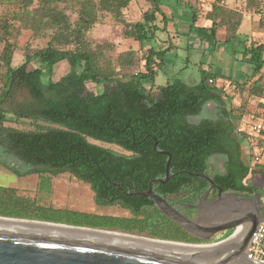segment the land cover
<instances>
[{"label": "trees", "instance_id": "trees-1", "mask_svg": "<svg viewBox=\"0 0 264 264\" xmlns=\"http://www.w3.org/2000/svg\"><path fill=\"white\" fill-rule=\"evenodd\" d=\"M13 1L19 5V10L13 12L18 28L31 29L49 40L44 46L28 47L24 62L13 66L15 43L9 40L13 25L0 19V41L5 43L0 54V64L5 68L0 87L1 160L13 168L8 156L18 157L34 170H69L90 183L98 203H118L129 209L133 221L130 230L144 231L162 240L202 241L165 216L153 199L148 205L142 196L116 197L114 184L117 181L126 188L137 185L143 190L153 178L165 177L169 156L159 151L171 153L172 176L166 183L157 182L158 191L182 193L189 183L186 176L206 172L210 158L222 156L225 172L215 173L214 180L225 190L255 192L254 185L247 181L253 167L245 147L248 135L237 130V119L245 113L247 100L231 110L240 114L237 119L223 109L218 120L204 117L198 123L190 122L189 117L201 114L207 103L223 102V90L216 85L222 76L205 69L197 85L176 80L158 86L154 94L158 71L166 65L173 47L150 45L158 30L167 25L162 0H148L150 7L139 20L131 22L124 19V10L132 0ZM246 1L248 9L254 7L258 13L262 0ZM69 6L75 8V19L66 10ZM107 15L123 22L125 36L145 48L144 70L130 71L137 61L135 50L120 53L115 61L106 54L112 44L90 39V31ZM160 15L164 28L158 24ZM243 17V11L229 7L225 0H214L206 13L211 26H199L198 34L218 41V34L223 31L225 38L221 42L232 43L238 37ZM197 20L194 10L193 23ZM245 55H250L255 64V75L261 73L264 42L246 47ZM63 61L68 62L69 71L53 80L55 67ZM148 81L150 87L146 86ZM239 86L249 87L250 96L264 95L262 77ZM259 115L255 112L256 117ZM27 121L32 122L31 129L23 127ZM40 121L55 126L45 127ZM92 139L117 144L127 153ZM17 194L16 188L0 185L1 206L5 207L13 196L19 205L27 202ZM0 216L12 217L1 210Z\"/></svg>", "mask_w": 264, "mask_h": 264}, {"label": "rangeland", "instance_id": "rangeland-1", "mask_svg": "<svg viewBox=\"0 0 264 264\" xmlns=\"http://www.w3.org/2000/svg\"><path fill=\"white\" fill-rule=\"evenodd\" d=\"M183 2L191 7H184ZM213 2L214 0H162L163 8L169 14V18L165 27L162 16H159L158 24L165 29L158 30L155 39L150 41V45L160 48L172 44L173 47L167 55L166 65L158 71L153 91L156 95L158 86L176 80H181L189 85H197L202 79V69H212L213 72L219 73L222 78L226 74L229 78L225 76V79L232 83L231 85L225 83V87L222 88L223 102L220 104L207 103L203 112L199 115L190 116L189 121L198 123L204 117L218 120L222 117L223 109L231 111L247 100L244 108L245 113L241 119H237L239 113L231 112L233 118L238 120L237 130L239 127L250 129L254 120L250 113L257 109V99H264V95L257 96V98L250 96L249 87L241 89L239 83H245L247 80L252 81V78L256 79L260 74L255 75V64L250 55H245V49L251 44L264 42V22L253 19L257 17L256 15L253 17L246 14L245 21L248 20L247 33H244V27L237 40L229 44L221 42L225 38L223 31H220L218 41L209 40L199 36L198 27L205 21L208 8H211ZM256 2L258 1L256 0ZM61 6L65 7L66 5L62 4ZM149 7L150 2L148 0H132L124 10V19L128 22L137 21ZM237 8L244 13L255 12L254 7L248 9L246 0H242L241 5H238ZM17 10H19V5L16 1L0 0V19L2 21L7 19L13 25L12 35L9 37V40L15 43L13 66H19L24 62L28 47L44 46L49 40L47 37L35 35L31 29L18 28L19 22L13 19V12ZM66 10L73 19L77 17L74 7H66ZM194 10L198 14V20L200 19L195 23H193ZM89 37L97 43L112 44L106 54L115 61L120 53L135 50L137 61L130 71L136 72L145 69L143 60L145 48H141L138 41L127 38L124 33V23L117 21L111 15H107L103 22L96 24L90 31ZM4 45V41H0V54ZM116 67L118 68L117 64ZM4 70V66L0 64V87L2 86L1 75ZM68 71V62L59 63L55 67L53 80H59ZM146 86H151L149 81ZM89 88L95 90L92 84H89ZM40 124L45 127L55 126L46 121H40ZM12 125L15 127L14 124ZM23 127L31 129L33 124L31 121H27ZM91 141L110 147L120 153H127L117 144L93 139ZM7 161L14 168L0 159V185L16 188L17 195L27 199V202L19 205L13 196L5 207L0 204V210L3 213L12 215V217H4L154 238L147 232L130 230L129 227L133 223L132 216H127L128 212L120 207L98 203L90 183L79 178L73 172L69 170L55 171L49 168L30 169L15 156H8ZM218 161L215 156L210 159L212 168ZM251 176L252 174L249 175V177Z\"/></svg>", "mask_w": 264, "mask_h": 264}, {"label": "water", "instance_id": "water-1", "mask_svg": "<svg viewBox=\"0 0 264 264\" xmlns=\"http://www.w3.org/2000/svg\"><path fill=\"white\" fill-rule=\"evenodd\" d=\"M159 152L169 156L166 176L153 178L147 190L135 193L152 197L166 216L198 238L210 240L238 227L242 232L239 238L229 241L236 236L234 231L219 242L187 243L0 216V264H262L248 257L251 237L263 220L261 196L221 198L210 205L206 218L191 220L153 190L156 182L166 183L172 175L171 153ZM199 175L215 185L209 176Z\"/></svg>", "mask_w": 264, "mask_h": 264}, {"label": "flooded vegetation", "instance_id": "flooded-vegetation-1", "mask_svg": "<svg viewBox=\"0 0 264 264\" xmlns=\"http://www.w3.org/2000/svg\"><path fill=\"white\" fill-rule=\"evenodd\" d=\"M212 157H214V156H212ZM215 157L219 161H218V163H215L213 165V168L210 165V168L206 172L191 173L189 176H186L185 179L189 183H187L188 185L186 184V189L184 191H182V193L170 194L169 191H165V190L164 191H158L156 189L157 182L154 184L153 190L155 191V193L166 198L167 201L177 211H179L181 214H183L184 216H186L187 218H189L191 220H198V219L206 218V216H208L211 212L210 205H212L214 203H218L221 198H226V197L231 196L233 194L245 195V196H249V197H255L256 193H258L260 196L262 194H264V171H260V170H256L252 174L251 177L247 178L248 183L254 185V187H255L254 193L243 194V193H238V192L233 191V190H225L224 186L221 185L220 183L216 182L214 180V176H213L217 172H225V161H224V158L222 156H215ZM199 174H204V175L209 176L211 179H213V181L215 182V185H212V183L210 181H208L204 177H201ZM114 184L117 188L116 197H119L121 195L124 197L133 198L134 196H139L136 194L137 192H143L149 188V186H148V187L144 188L143 190L142 189L139 190L137 185H135L134 188H128V187L126 188V187H124L123 183H119L117 181L114 182ZM167 188H168V185H167ZM142 198L145 202H147L146 204H148V205L150 204L149 200L153 199L150 196H142ZM107 206L120 207L123 210L128 212L127 216H132V213L129 209L122 207L118 203L113 204V205H107ZM155 206L159 209L156 202H155ZM168 218H170V217H168ZM172 221H174V220H172ZM234 231H235V229L230 230L228 232L220 233L218 235H215L210 240H205V239L199 238L202 241L196 242V243H198V244H209V243L219 242V241L223 240L224 238L228 237L229 235L233 234Z\"/></svg>", "mask_w": 264, "mask_h": 264}, {"label": "built area", "instance_id": "built-area-1", "mask_svg": "<svg viewBox=\"0 0 264 264\" xmlns=\"http://www.w3.org/2000/svg\"><path fill=\"white\" fill-rule=\"evenodd\" d=\"M258 15L260 18L264 19V0H262L260 4ZM210 81L215 82L214 79H210ZM225 83L231 85L232 82L226 80L216 81V84L221 89L225 87ZM233 88H235V85H233ZM253 118L254 120L250 125V129L239 127L240 131H243L248 135L245 147L247 156L250 158L253 165L250 175L256 170L264 168V110H261L258 117L253 116ZM261 201L264 210V194L261 195ZM235 231L238 232L239 227ZM248 248V257L264 264V215L263 220L251 237Z\"/></svg>", "mask_w": 264, "mask_h": 264}, {"label": "crops", "instance_id": "crops-1", "mask_svg": "<svg viewBox=\"0 0 264 264\" xmlns=\"http://www.w3.org/2000/svg\"><path fill=\"white\" fill-rule=\"evenodd\" d=\"M241 1L242 0H225V2H226V4L227 5H229V7H231V8H234V9H237L238 10V5H241ZM184 3V7H188L189 8V6H188V4L187 3H185V2H183ZM183 7V8H184ZM208 10H210L209 8H208ZM165 11V10H164ZM166 12V11H165ZM166 14H167V16H169V14L166 12ZM246 14H250L251 16H253L254 17V15H256L257 17L255 18H253V19H255V20H259V21H262V18H260L259 17V15H258V13H256V12H254V13H252V12H250V13H244V17H243V20H242V23H241V26H240V28H239V31H238V36H239V33H241V31H242V29L245 27V29H244V33H247V27H248V20H247V22L245 21V15ZM169 18V17H168ZM198 21H200V19L198 20ZM245 23H247V24H245ZM245 25H247V26H245ZM201 27H209V26H211V20H209V19H207L206 17H205V21L203 22V24L202 25H200ZM224 33V32H223ZM219 35V34H218ZM238 38V37H237ZM237 38L235 39V40H237ZM234 40V41H235ZM169 45H172V44H169ZM166 46H168V45H166ZM173 46V45H172ZM248 47V46H247ZM209 70H211L212 71V69H209ZM264 68H263V70H262V72L256 77V78H259V77H262L263 78V82H264ZM225 76L226 77H228L229 78V76H227L226 74L224 75V77L223 78H220V79H218L217 80V82L218 81H227V79H225ZM254 80V79H253ZM217 85V84H216ZM218 86V85H217ZM256 98H257V96H255ZM257 102H258V104H257V106H256V110H254L252 113H250L252 116H255V112H258L259 114H260V112H261V110H264V99H257ZM258 170H260V171H264V168H261V169H258Z\"/></svg>", "mask_w": 264, "mask_h": 264}, {"label": "bare ground", "instance_id": "bare-ground-1", "mask_svg": "<svg viewBox=\"0 0 264 264\" xmlns=\"http://www.w3.org/2000/svg\"><path fill=\"white\" fill-rule=\"evenodd\" d=\"M28 222H32V221H28ZM35 223H40V222H35ZM41 224H48V223H41ZM51 225V224H48ZM55 226H60V225H55ZM61 227H65V226H61ZM69 228V227H68ZM81 230H88V231H95V232H103V233H110V234H118V235H125V236H133V237H140V238H147V239H153L150 237H142V236H135V235H129V234H120V233H116V232H109V231H104V230H91V229H81ZM240 231L237 232L236 236L233 237L231 240L229 241H235L237 238H239L242 235V232L239 233Z\"/></svg>", "mask_w": 264, "mask_h": 264}]
</instances>
